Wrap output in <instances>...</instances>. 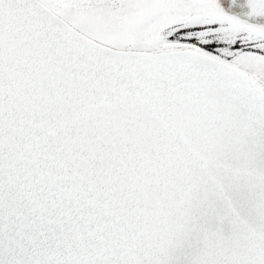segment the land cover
Segmentation results:
<instances>
[{
  "label": "snow or ice",
  "instance_id": "obj_1",
  "mask_svg": "<svg viewBox=\"0 0 264 264\" xmlns=\"http://www.w3.org/2000/svg\"><path fill=\"white\" fill-rule=\"evenodd\" d=\"M0 264H264V0H0Z\"/></svg>",
  "mask_w": 264,
  "mask_h": 264
}]
</instances>
